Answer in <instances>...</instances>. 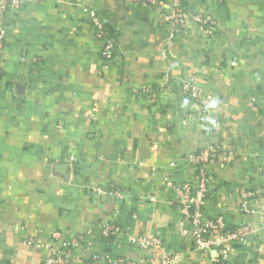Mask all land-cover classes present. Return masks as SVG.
Masks as SVG:
<instances>
[{"label": "crops", "instance_id": "1", "mask_svg": "<svg viewBox=\"0 0 264 264\" xmlns=\"http://www.w3.org/2000/svg\"><path fill=\"white\" fill-rule=\"evenodd\" d=\"M169 1H25L4 14L0 264H44L46 251L30 247L29 236L69 239L102 221L122 231H96L91 252L78 251L72 264L157 258L129 241L149 235L173 264H264V0H183L219 25L214 37L190 23L174 38L164 19ZM86 8L117 39L108 68ZM190 77L212 96L209 114L182 94ZM161 85L156 101L135 92ZM209 142L222 150L210 163L204 216L252 226L223 259L197 249L172 202L173 184L196 182L184 157ZM241 188L262 194L249 212Z\"/></svg>", "mask_w": 264, "mask_h": 264}, {"label": "built area", "instance_id": "2", "mask_svg": "<svg viewBox=\"0 0 264 264\" xmlns=\"http://www.w3.org/2000/svg\"><path fill=\"white\" fill-rule=\"evenodd\" d=\"M45 2L48 0H0V58L3 55L6 42V31L1 24L6 11L10 8L18 9L23 2ZM139 3L146 6H156L163 4V0H138ZM89 11L95 29L96 38L101 42L100 57L104 66L108 68L114 57L118 46L116 37L111 33L108 25L93 10ZM164 19L170 28L169 38L182 34L189 27L190 23H195L201 32L210 37L217 33L218 21L210 14L203 12H192L183 0H170ZM2 68L0 66V73ZM163 85L154 89L143 87L136 89V93L149 94L156 101L158 94L163 90ZM182 94L195 103L201 104L204 112H210L212 106V96L205 94L199 87L195 78L190 77L181 83ZM209 121V116L207 117ZM222 147L216 142H209L203 147L195 150L184 157V161L195 169V183L185 182L183 184H173L171 187L173 200L182 213L185 221L192 226L191 233L196 239L197 249L201 251L217 252L215 258H226L228 244L232 241L247 242L252 232V226L249 223H243L238 226H228L223 216L208 218L204 216L203 207L206 202L209 181H210V163L213 158L220 153ZM171 165H174L172 163ZM101 194H108L116 197H123V193L118 189L98 188ZM262 194L257 190L241 188V206L242 210L249 212L250 202ZM100 236H108L122 231L118 225L107 222H98L95 228H90L88 233H78L69 239H63L59 231L52 232L49 239H42L40 234L35 233L27 238L30 247L46 251V260L44 264H72L78 251L83 250L90 253L93 246L95 232ZM132 245L140 247L148 252L159 251L157 258L148 257L138 262L124 261L118 259L114 264H173L174 258L166 252L160 243V240L152 235L149 236H129Z\"/></svg>", "mask_w": 264, "mask_h": 264}]
</instances>
